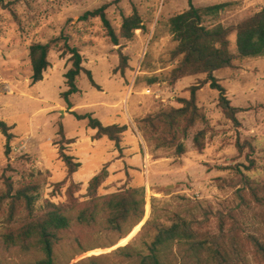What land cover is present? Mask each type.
<instances>
[{
    "label": "rangeland",
    "instance_id": "374dc122",
    "mask_svg": "<svg viewBox=\"0 0 264 264\" xmlns=\"http://www.w3.org/2000/svg\"><path fill=\"white\" fill-rule=\"evenodd\" d=\"M193 3L197 7L230 3L218 14L204 17L209 27L237 25L264 12V0ZM106 4L117 34L121 35L124 19L135 12L141 16L143 28L131 39L121 38L120 44L114 45L100 18L79 20L85 12ZM189 6L190 0H0V119L12 127L14 135L8 149L0 130V197L9 178L15 191L37 185L34 209L39 214L46 201L68 203L74 181L79 185L74 196L85 202L90 180L103 168L108 177L100 195L130 188L145 193V218L127 237L120 239L118 233L97 226L74 225L61 234V244L55 250L57 264H87L94 259L101 264H139L141 256L148 253L145 242L155 233L144 229L150 219L172 223L179 215L206 221L203 230L216 234L218 212L227 213L241 205L237 191L245 177L264 181V56L236 57L233 67L213 73L232 106L239 109L236 125L224 114L220 91L207 82L208 74L178 81L171 76L178 62L173 58L178 43L171 33L170 19ZM53 39L58 40L49 55L51 65L44 80L34 84L30 45ZM229 39L230 50L237 55V34L232 33ZM66 42L81 50L83 66L96 83L83 72L77 80L78 92L68 96H64L69 89L65 75L72 61L65 51ZM195 86L205 120L198 121L186 139L179 131L178 141H183L186 153L178 155L176 146L161 144L165 135L162 115L172 107H183L180 99H190ZM88 114L106 126H126L119 143L108 137L95 139L97 130L89 127L88 119L78 118ZM149 118L157 119V131ZM203 129L207 130L206 144L199 151L193 137ZM238 143L244 147L242 152ZM61 151L84 163L72 180ZM115 151L117 157L112 156ZM120 158L122 164L112 166ZM105 159L110 160L105 163ZM246 198H251L250 191ZM10 205V200L0 205V264H37L44 254L3 242L5 233L29 219L20 206L10 222ZM207 210L213 214L208 216ZM242 210L244 215L238 219L247 232L264 240L259 209ZM124 246L129 247L132 257L117 253ZM185 248L173 247L166 264H195L186 256ZM246 259L239 264H264L251 250L246 252Z\"/></svg>",
    "mask_w": 264,
    "mask_h": 264
},
{
    "label": "trees",
    "instance_id": "16d2710c",
    "mask_svg": "<svg viewBox=\"0 0 264 264\" xmlns=\"http://www.w3.org/2000/svg\"><path fill=\"white\" fill-rule=\"evenodd\" d=\"M230 3H221L206 7H197L190 0L189 8L170 19V30L174 40L178 43L173 58L178 60L176 67L171 71L174 81L187 76L208 74V81L212 88L220 91V106L228 119L239 124L237 113L239 109L232 106L231 100L226 95L225 88L214 77L217 70L231 68L236 57L252 58L264 56V12L249 16L237 25L224 26L217 24L209 27L204 24V17L218 14ZM108 5H103L92 11L85 12L79 20L87 21L91 18H100L106 29V33L114 45L120 44L121 38L131 39L134 32L143 28V20L139 13L135 12L126 17L121 27V35L117 34L108 18ZM237 34V55L230 50V35ZM58 39L47 43L36 42L30 45L29 54L32 64V82L38 83L45 78V72L51 63L49 55ZM65 51L71 55V69L66 73L68 91L64 96L77 93L79 88L78 78L85 72L90 81L96 84L92 73L84 66V56L77 46L65 43ZM181 108L172 107L164 111L162 117L165 122V135L162 136V145L176 146L178 155H184L186 148L182 140L178 141L179 131H183L186 139L188 131L200 120H205V115L197 104V87H193L191 98H182ZM80 119H88L89 127L97 130L95 139L108 137L119 143V135L127 127L118 124L104 125L102 121L92 115L78 116ZM161 117H158L160 119ZM156 118H149L150 124L157 131ZM183 124V127L181 126ZM181 128V129H180ZM0 130L7 139L6 146L9 149L14 137L10 127L0 119ZM207 130L198 131L193 137V143L199 151L205 147ZM240 152L243 145L238 143ZM61 158L68 168V178L73 179L81 167V162L76 161L73 155L61 151ZM108 177L106 168L95 175L89 182L85 202H79L74 196V190L78 183L74 182L69 187L70 200L68 203L56 204L46 201L43 211L35 212L34 204L37 199L38 186L27 185L17 191L11 179H6V192L0 197V205L3 200H10L9 221L14 220L17 209L23 206L28 212L29 219L22 221L20 226L5 233L2 238L7 246H19L25 251H33L44 254L37 264H57L55 250L61 244V234L67 232L74 225L97 226L107 232H116L120 239L127 237L133 229L140 224L146 214L145 193L142 189L130 188L110 195H100L99 189ZM250 191V199L246 195ZM237 197L241 202L238 205L241 211L232 207L227 213L218 212L219 232L214 234L204 231L206 221L190 220L179 215L175 216L172 223L168 221L149 220L144 229L154 231L150 241H146L148 253L142 255L139 264H166L165 259L172 252L173 247L179 245L186 247V256L195 264H239L246 259V252L264 260V240L253 233L247 232L244 223L238 219L243 217L242 208L259 209L257 215L264 222V181L257 182L245 177L243 187L237 191ZM255 206V207H253ZM208 216L213 212L206 211ZM117 253L126 257L133 254L129 247H119ZM83 264V263H79ZM87 264H101L97 260H90Z\"/></svg>",
    "mask_w": 264,
    "mask_h": 264
},
{
    "label": "crops",
    "instance_id": "0c3cea01",
    "mask_svg": "<svg viewBox=\"0 0 264 264\" xmlns=\"http://www.w3.org/2000/svg\"><path fill=\"white\" fill-rule=\"evenodd\" d=\"M114 124H115V123H114ZM93 130H94V129H93ZM69 137H70V136H68V138H69ZM101 140H102V139H101ZM112 154H113V153H112ZM75 155H76V154H75ZM87 156L90 157L91 154L89 155V153H88ZM112 156H113V157H117V156H116V151H115L114 155H112ZM110 159H111V158H110ZM110 159H107V160L105 159V160H106L105 163H108V160H110ZM81 162H82V161H81ZM122 162H123V158H120V159L116 160V162H113V163H112V166H116V165L120 166V165L122 164ZM81 164H84V163H81ZM112 166H111V167H112ZM76 173H77V172H76ZM76 173H75V174H76Z\"/></svg>",
    "mask_w": 264,
    "mask_h": 264
}]
</instances>
